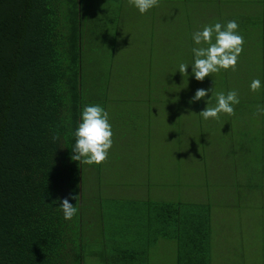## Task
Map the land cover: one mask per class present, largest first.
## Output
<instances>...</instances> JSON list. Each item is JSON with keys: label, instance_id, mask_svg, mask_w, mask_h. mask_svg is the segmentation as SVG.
<instances>
[{"label": "rangeland", "instance_id": "1", "mask_svg": "<svg viewBox=\"0 0 264 264\" xmlns=\"http://www.w3.org/2000/svg\"><path fill=\"white\" fill-rule=\"evenodd\" d=\"M84 1L92 7L82 109L99 104L108 112L113 144L106 161L81 171L82 230L92 236L83 264H111L134 223L144 225L148 201L209 204L210 264H264V181L255 176L264 158V114H257L264 106V0H159L144 14L128 0ZM229 20L245 41L235 71L197 81L192 49L207 45L195 44L193 33ZM181 63L189 65L185 76ZM254 79L261 81L256 92ZM198 88L213 91L189 104ZM232 90L240 100L234 115H199L216 106L217 93ZM146 237L139 231L138 245ZM147 259L176 264V242L159 239Z\"/></svg>", "mask_w": 264, "mask_h": 264}, {"label": "trees", "instance_id": "2", "mask_svg": "<svg viewBox=\"0 0 264 264\" xmlns=\"http://www.w3.org/2000/svg\"><path fill=\"white\" fill-rule=\"evenodd\" d=\"M91 7L84 0H0V264H83L92 236L82 230L83 164L71 156ZM256 172L264 181V158ZM70 194L79 196L70 201L78 211L65 220L58 198ZM142 219L130 241L112 250L111 264H147L159 239L176 242V264H210L209 204L148 201Z\"/></svg>", "mask_w": 264, "mask_h": 264}, {"label": "clouds", "instance_id": "3", "mask_svg": "<svg viewBox=\"0 0 264 264\" xmlns=\"http://www.w3.org/2000/svg\"><path fill=\"white\" fill-rule=\"evenodd\" d=\"M130 5L135 6L141 14L149 9L158 6L159 0H128ZM239 25L235 20H229L226 25L215 23L205 25L202 30L196 31L192 39L197 45H207V47H196L192 49L194 62L191 65L192 73L197 81H203L205 77L212 73H217L221 69H236L238 58L243 51L245 43L242 35L238 33ZM213 37L215 41L213 42ZM187 64L179 65L181 75H187ZM261 88V81L254 79L250 84L253 92ZM213 89L198 88L189 100V104L201 100L208 96ZM216 106H207L200 111L199 115L204 119H219L220 113L234 115V105L240 103L238 93L235 90L229 91L226 95L223 92L216 94ZM257 114H264V106L257 105ZM75 144L72 147L71 160L78 161L85 165H99L107 160L108 150L112 147L113 132L109 123L108 112L99 104L86 105L82 109L80 122L74 132ZM60 139L59 132L52 135L53 142ZM79 196L69 195L58 198L59 208L65 220H71L78 209L71 203L78 200ZM57 203V201H53Z\"/></svg>", "mask_w": 264, "mask_h": 264}]
</instances>
